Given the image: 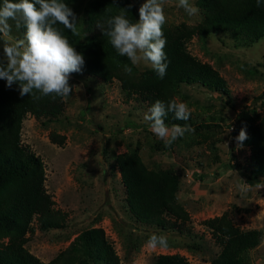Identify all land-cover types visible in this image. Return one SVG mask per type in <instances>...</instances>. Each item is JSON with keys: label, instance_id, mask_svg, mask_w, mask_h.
I'll return each mask as SVG.
<instances>
[{"label": "rangeland", "instance_id": "1", "mask_svg": "<svg viewBox=\"0 0 264 264\" xmlns=\"http://www.w3.org/2000/svg\"><path fill=\"white\" fill-rule=\"evenodd\" d=\"M87 1L76 0L69 5L78 20L77 31ZM130 1L138 8L146 2ZM178 3L163 0L165 23L196 24L201 20V9L189 17ZM189 3L194 5V0ZM9 23L13 40L8 42L13 43L23 34L13 21ZM186 48L218 71L229 97L198 84H180L177 103L188 105L194 124L207 125L186 132L170 146L166 147L146 125L145 102L125 100L116 80L104 83L71 74L73 91L62 99L57 119L41 122L28 114L22 119L20 141L39 156L45 190L54 208L66 213L62 227L35 229L28 237L24 247L39 260H50L82 230L100 227L119 264H154L157 255L172 253L184 256L190 264H206L216 256L219 246L200 221L226 212L240 229L260 232L258 244L242 253L244 264H264V188H255L264 178L247 183L242 165L248 148L237 147L238 133L229 127L236 112L244 107L254 110L257 122L264 116V37L249 42L225 31H210L202 37L193 36ZM134 66L137 72L150 68L143 62ZM52 133L63 135L61 145L49 140ZM134 147L146 168L170 169L177 175L176 201L187 213L189 233L159 230L130 217L113 154ZM241 181L252 187L244 190ZM152 233L167 235L168 247L147 248ZM0 241L5 242L6 237Z\"/></svg>", "mask_w": 264, "mask_h": 264}, {"label": "trees", "instance_id": "2", "mask_svg": "<svg viewBox=\"0 0 264 264\" xmlns=\"http://www.w3.org/2000/svg\"><path fill=\"white\" fill-rule=\"evenodd\" d=\"M75 1L62 0L68 6ZM2 2L0 0V4ZM194 5L202 12L198 23L180 21L162 26L167 70L161 79L151 67L137 72L131 61L120 56L97 28L106 19L120 14L121 9L127 10L125 15L130 22H136L138 6L130 0H88L77 33L56 25L84 57L81 72L72 74L93 77L104 83L116 80L125 100L133 98L145 102L148 109L157 100L166 105L173 100L177 102L181 96L180 84H198L228 98L229 89L223 77L209 63L190 54L186 43L193 36L202 37L218 30L242 41H257L264 37V0L259 7L256 0H194ZM23 31V28L19 30L22 34ZM125 65L132 68L130 75L124 72ZM62 107L59 97L55 100L51 96L39 100L27 95L20 97L17 85L8 88L6 82L0 80V240L6 237L5 242L0 241V264H119L100 227L82 230L47 262H42L24 247L35 229L62 227L66 213L54 208L45 190L39 156L20 141L22 119L27 114L41 122L57 119ZM254 114L252 108H241L229 126L238 134L242 127L246 129L248 139L243 145L248 148V154L242 172L249 184L264 178V116L257 122ZM164 121L168 127L178 124L198 129L207 125L194 124L191 116L187 121L176 120L172 113H168ZM48 138L58 145L64 139L63 135L53 133ZM113 165L118 169L124 189L126 209L135 222L159 230L190 232L185 224L187 213L176 201L178 177L174 172L146 168L136 147L113 154ZM200 224L208 229L210 238L219 246L216 256L206 264H244L242 253L259 242V230L240 229L226 212L207 217ZM154 264L190 262L172 253L157 255Z\"/></svg>", "mask_w": 264, "mask_h": 264}, {"label": "clouds", "instance_id": "3", "mask_svg": "<svg viewBox=\"0 0 264 264\" xmlns=\"http://www.w3.org/2000/svg\"><path fill=\"white\" fill-rule=\"evenodd\" d=\"M257 6L261 0H256ZM131 7V5H129ZM189 17L199 13V9L189 0H179ZM127 10L114 15L98 24L101 34L108 38V43L120 56H126L132 65L143 62L149 65L163 79L167 70L166 56L163 51L166 40L162 26L166 22L163 0H146L138 9V21L132 23L126 18ZM13 21L15 28H23V37L13 40L11 36ZM77 33L78 20L72 9L62 0H3L0 4V42L3 58L0 59V80L6 87L17 85L20 97L31 96L33 100L51 96L66 99L73 91L69 84L72 73H79L85 63L81 53L69 43V40L56 27ZM7 38V39H3ZM124 72L132 73V68L125 65ZM172 113L174 119L187 121L191 109L186 103L170 101L167 105L157 100L144 115L153 134L170 146L186 132H192L190 126L172 125L169 128L164 117ZM248 139L246 129L241 128L235 137L237 147H242ZM227 147V144H225ZM241 187L248 190L252 185L241 181ZM256 189L264 188V182L255 184ZM147 248H167L168 237L152 233L146 241Z\"/></svg>", "mask_w": 264, "mask_h": 264}]
</instances>
